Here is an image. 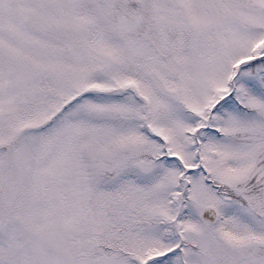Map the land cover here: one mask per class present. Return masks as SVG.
Returning a JSON list of instances; mask_svg holds the SVG:
<instances>
[{
  "label": "snow or ice",
  "instance_id": "6c2138e0",
  "mask_svg": "<svg viewBox=\"0 0 264 264\" xmlns=\"http://www.w3.org/2000/svg\"><path fill=\"white\" fill-rule=\"evenodd\" d=\"M0 264H264V0H0Z\"/></svg>",
  "mask_w": 264,
  "mask_h": 264
}]
</instances>
